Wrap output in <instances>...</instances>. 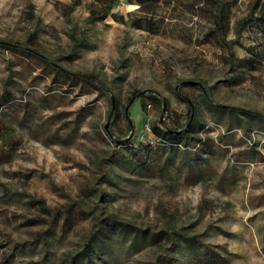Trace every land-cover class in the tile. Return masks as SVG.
I'll return each mask as SVG.
<instances>
[{"label":"rangeland","instance_id":"1","mask_svg":"<svg viewBox=\"0 0 264 264\" xmlns=\"http://www.w3.org/2000/svg\"><path fill=\"white\" fill-rule=\"evenodd\" d=\"M224 1L222 40L211 0H119L116 13L151 19L149 31L110 17L89 23L93 0H0V42L106 90L58 87L0 51V95L12 96V105L0 101V153L4 137L17 141L0 162V264H71L113 217L131 230L97 235L80 264H264V139L252 133L264 120L218 111L203 92L264 116V32L248 25L238 38L254 0ZM184 98L203 128L200 155L170 153L151 134L155 124L184 125ZM131 127L136 145L147 144L142 166L127 142ZM45 208L85 216L62 225Z\"/></svg>","mask_w":264,"mask_h":264},{"label":"trees","instance_id":"2","mask_svg":"<svg viewBox=\"0 0 264 264\" xmlns=\"http://www.w3.org/2000/svg\"><path fill=\"white\" fill-rule=\"evenodd\" d=\"M142 0H137L136 3H138L139 6L142 5ZM212 3L215 5V11H214V24L217 27L218 34L222 40L225 39V33L223 32V28L226 27L229 23V17L227 15V11L229 10L227 8V2L224 0H211ZM79 3V0H73V5H77ZM119 0H93V3L89 7V23H96L100 21H104L106 18L110 17L114 21L126 24L127 22L136 29H141L145 31H149V25L152 22L151 19H147L146 22L144 21V18H134L132 17L131 13H127L126 17L124 15H119L116 13V9L118 7ZM255 24L256 27H258V30L261 32H264V0H254L252 5V12L251 14L243 20L236 29V36L239 38L242 35L243 30L246 26H250ZM83 39L81 41L75 42L77 45H83ZM5 50L10 52L15 59L16 63L19 65H22L25 67L22 71L28 74H32L34 70H40L42 73H47V75L53 76V81L58 85V87L63 88L65 85L69 87H74V85H82L84 84L88 88H92L95 92H99L100 95H103L106 91L101 82L98 81L96 78L90 75H84L79 73H70L59 66L55 65L54 62L50 61L48 58L41 55L39 52H37L34 49H29L25 45L19 44V43H13V42H7L3 43L0 42V51ZM246 51L248 53H251L250 48H246ZM250 63V62H249ZM32 66L31 70H28V67ZM34 69V70H33ZM45 79V77L43 76ZM204 97L206 98L209 105L216 108L218 111L226 112H240L242 115H248L252 116V118H261L264 120V116L249 110H239L237 108L228 107V106H220L215 105L210 99L209 94L206 90V88H203ZM5 95V96H4ZM0 95V101L4 103V105L9 106L12 105V96L9 95L8 92L6 94ZM186 102H188V112L189 116L184 123V125L181 128H175L176 130H171L169 127L161 126V125H153L151 128V134L152 137L159 141L161 144L165 145L170 153L172 152H178L180 150L186 151L188 149L189 151L196 152L199 154L198 149L200 150L201 147H205V140L201 138V133H203V128L201 127L199 130L195 129L196 121L193 116L194 114V108L192 106V103L187 98H184ZM131 101V98L128 100L127 104ZM110 116V113H109ZM108 116V117H109ZM124 117L127 119L128 115L127 113L124 114ZM260 123V122H259ZM134 128H130L131 136L129 140L127 141L130 144V148L133 150V161H136V165L139 166L144 165V161L141 159V155L145 154L144 151H146V154L148 153L146 149V145L142 143V141H139V146L136 145L138 142L136 139V135L134 132ZM258 131L264 132V130L258 129L253 130L252 133L258 134ZM143 137V136H142ZM14 139H6L4 137L3 139V146L5 147V144L7 145V153L2 154L0 153V162H7L12 155V148L15 145ZM201 157V156H200ZM40 203V202H39ZM44 212L47 214L53 216L54 222L58 220L62 221V225H70L71 218L69 214H74L72 216L76 217L77 219L80 218V216H85L83 210H79L78 212L74 210H70V212L67 210L65 214L60 215L58 211H55L54 213L50 212L48 209H43ZM60 216V217H59ZM59 217V218H58ZM108 222L111 224H108L107 226H110V228H99L97 231L96 229H92L90 231V234L88 238L86 239L85 248L87 247V250L84 249L82 252L78 253V256L74 258V260L71 262V264H80V255L84 257H88L89 254L92 253L94 250V243H95V237L100 234V236L106 238V240H109L113 234L117 233L118 231L123 232L127 231L129 232L131 229L127 227L123 222L120 220H117L116 218H109ZM137 231V230H135ZM111 235V236H110ZM83 259V258H81ZM89 260V259H88ZM4 264H7V259L4 260ZM87 264H90L88 262Z\"/></svg>","mask_w":264,"mask_h":264},{"label":"water","instance_id":"3","mask_svg":"<svg viewBox=\"0 0 264 264\" xmlns=\"http://www.w3.org/2000/svg\"><path fill=\"white\" fill-rule=\"evenodd\" d=\"M110 102H111V111H110V116L112 115L113 111L115 110V101L113 97H110ZM109 116V118H110ZM107 128V125L105 126V129Z\"/></svg>","mask_w":264,"mask_h":264},{"label":"built area","instance_id":"4","mask_svg":"<svg viewBox=\"0 0 264 264\" xmlns=\"http://www.w3.org/2000/svg\"><path fill=\"white\" fill-rule=\"evenodd\" d=\"M258 139H264V132L258 131Z\"/></svg>","mask_w":264,"mask_h":264},{"label":"crops","instance_id":"5","mask_svg":"<svg viewBox=\"0 0 264 264\" xmlns=\"http://www.w3.org/2000/svg\"><path fill=\"white\" fill-rule=\"evenodd\" d=\"M258 127H259V129L264 130V125H261V124L259 123V120H258Z\"/></svg>","mask_w":264,"mask_h":264}]
</instances>
